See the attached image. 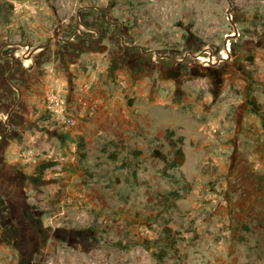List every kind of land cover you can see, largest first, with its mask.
Instances as JSON below:
<instances>
[{
  "label": "rangeland",
  "instance_id": "1",
  "mask_svg": "<svg viewBox=\"0 0 264 264\" xmlns=\"http://www.w3.org/2000/svg\"><path fill=\"white\" fill-rule=\"evenodd\" d=\"M0 7L1 76L3 63L22 56L25 9L31 22L39 17L75 44L116 45L103 61L106 76L85 82L104 100L87 122L91 133L71 131L65 159V147L44 133L42 162L56 161L47 171L57 173L46 185L35 180L33 208L24 181L13 171L0 175V221L76 225L81 236L72 235L68 264H264V130L253 124L257 116L255 138L241 129L247 100L264 94L255 84L264 73V0H0ZM44 121L49 132L66 131ZM168 130L185 138L186 162L177 169L156 154L173 159ZM166 191L186 197L179 209L156 204ZM80 193L83 203L67 201Z\"/></svg>",
  "mask_w": 264,
  "mask_h": 264
},
{
  "label": "crops",
  "instance_id": "2",
  "mask_svg": "<svg viewBox=\"0 0 264 264\" xmlns=\"http://www.w3.org/2000/svg\"><path fill=\"white\" fill-rule=\"evenodd\" d=\"M22 14L27 40L20 44L22 56L18 64L11 63L10 66V63H3L2 76L0 74V122L3 121L6 126V131L0 129V175L4 177L5 173L13 171L17 178L22 179V190L27 191L25 199L33 208L30 191L36 184L35 180L46 185L51 182L48 180L50 174L56 172L47 171L42 176L35 173V164L46 160L45 156L41 157L40 151L44 133L65 147L62 153L66 154L64 159L70 155L66 147L68 137L74 136L71 131L58 133L46 129L48 127L45 126L41 107L46 90L49 87L62 88L94 81L99 79L101 71H105L106 76L103 61H110L116 45L112 41L109 44L93 41H90L91 45L81 41L75 44L72 37L64 38L58 33L57 36L49 28V23L42 22L39 17L31 22V14L27 9ZM82 66L87 69L82 70ZM11 75L18 76V85ZM259 76L255 84L264 87V73ZM256 100L264 108V94L257 96ZM247 109L241 129L250 140L255 138L250 132L251 116L257 115ZM253 124L258 128V133L264 130L262 121L254 120ZM91 125L81 123L75 130L91 133ZM5 188L0 193H4ZM10 231L14 237L10 236ZM74 233L81 236L76 225L61 221H0V264H41L39 259L42 258H47L49 264H68L65 259L70 254L69 249H75L72 239Z\"/></svg>",
  "mask_w": 264,
  "mask_h": 264
},
{
  "label": "built area",
  "instance_id": "3",
  "mask_svg": "<svg viewBox=\"0 0 264 264\" xmlns=\"http://www.w3.org/2000/svg\"><path fill=\"white\" fill-rule=\"evenodd\" d=\"M103 101L92 92V85L82 84L79 88L70 86L67 90H46L41 101L44 116L53 128L73 131L81 123L93 120L99 113ZM71 205L85 201V195L80 193L76 199L69 198Z\"/></svg>",
  "mask_w": 264,
  "mask_h": 264
},
{
  "label": "trees",
  "instance_id": "4",
  "mask_svg": "<svg viewBox=\"0 0 264 264\" xmlns=\"http://www.w3.org/2000/svg\"><path fill=\"white\" fill-rule=\"evenodd\" d=\"M11 7L13 5L11 4ZM5 9H2L0 7V13H3ZM7 20V19H6ZM7 23H10L9 19L7 20ZM247 105L250 108V111L257 115L263 124L264 127V112H263V106L256 100V99H248ZM175 137V131L168 130L166 141L170 145V147L173 150V159L168 160L165 155H162L158 152H156L157 156H160L164 161H166V164L171 169H177L182 167L186 162V153L183 149V143L185 138L179 137L178 139H174ZM84 142V139H82ZM82 147H85V145H82ZM85 154H82V157H85ZM58 163L56 161H44L42 162L36 169V174L38 176L44 175L47 170L54 168ZM183 195L179 191H166L165 193H158V196L156 198V204L158 205H166V208L168 209H179V205L177 201L181 199ZM166 231L171 235L172 230L167 228Z\"/></svg>",
  "mask_w": 264,
  "mask_h": 264
}]
</instances>
